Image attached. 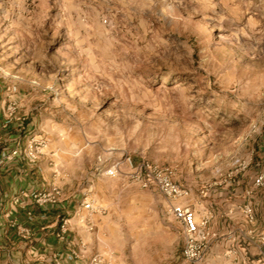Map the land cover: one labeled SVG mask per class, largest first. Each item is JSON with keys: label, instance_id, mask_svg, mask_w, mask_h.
<instances>
[{"label": "rangeland", "instance_id": "rangeland-1", "mask_svg": "<svg viewBox=\"0 0 264 264\" xmlns=\"http://www.w3.org/2000/svg\"><path fill=\"white\" fill-rule=\"evenodd\" d=\"M142 164L187 191L178 202L209 233L201 261L185 259L170 200L138 178ZM263 174L264 0H0V234L25 240L0 238V264L81 255L43 259L27 225L5 222L14 186L12 202L31 199L45 224L76 205L59 225L77 216L87 264H263L264 225L246 212H262Z\"/></svg>", "mask_w": 264, "mask_h": 264}, {"label": "built area", "instance_id": "built-area-1", "mask_svg": "<svg viewBox=\"0 0 264 264\" xmlns=\"http://www.w3.org/2000/svg\"><path fill=\"white\" fill-rule=\"evenodd\" d=\"M133 166L132 161H129ZM119 169H121V163L118 162L114 164L107 170V174L110 176H116ZM137 176L139 179L144 181V185L155 184L162 194L170 200L171 210L175 219L180 223L181 229L184 237V251L183 255L187 261L199 262L204 258V243L208 239L209 233L206 232L205 224L200 223L196 212L190 207L183 203L178 202L180 199L185 197L188 193L175 182H173L170 176L164 171L154 169L151 165L142 164L136 168ZM256 186L264 185V174L257 177L255 181ZM248 194H251L249 191ZM62 193L59 189H55L48 196L50 201L57 202ZM37 197V195H35ZM41 203V200H37ZM83 209L88 211L89 215L92 216L95 212L99 210L96 207L94 201H85L83 203ZM248 220L251 223L256 221L255 213L253 208L248 206L247 209ZM88 228L93 229L94 223L92 220L85 221ZM69 219L65 220L61 225V238H65L68 232ZM259 253L264 264V244L259 247ZM79 256L77 249H72L68 253V259L73 260ZM61 257L56 259V264H64ZM100 256H95L93 258L92 264H100ZM251 264V263H245Z\"/></svg>", "mask_w": 264, "mask_h": 264}, {"label": "crops", "instance_id": "crops-1", "mask_svg": "<svg viewBox=\"0 0 264 264\" xmlns=\"http://www.w3.org/2000/svg\"><path fill=\"white\" fill-rule=\"evenodd\" d=\"M24 184H26V182L21 180L20 187L22 188ZM16 192L17 187L15 186L10 187L8 190H5V197H7L4 199L6 200L4 204V210L5 212H7L5 214V217H7L5 222L18 218L20 220L17 222L18 224L27 225L30 230L33 231L34 239L36 241H40L41 247L45 248V251L41 250V258L44 259V255H49L54 251L60 252L62 257H65V255H67L68 252L74 248L80 250L81 255L76 261H67L66 264H87L88 260L90 259V251L89 248L86 249V244L84 243V241H89V238L91 237L89 236L88 232L84 228H82L81 225L78 223L77 216L69 218L70 233L68 235V238H72L73 242L66 244L65 241H63V238H61L59 217L65 212H68V214L72 216V211L76 210V205L71 204L68 208H65L63 205L55 207L53 210L55 216L53 218L48 217V221L46 222H48L49 224H45V221L40 219L42 215V209L40 210V208L37 207V205H35L34 202L31 201V199H29V201L32 203V205L28 206L23 205L22 202L20 204L12 202V195ZM259 192L262 193L263 191ZM260 210L262 212L260 214L257 213V219L255 224H258L260 227H262L264 225V197ZM28 211L34 212L35 218L31 219L30 222H25L24 220H27L28 218ZM23 237L26 238L25 235H23ZM0 238H2L4 241L9 240L10 242H25V240L22 239V235L20 236V233H17L16 230L12 228L6 229L4 233L0 234ZM82 243L84 245H82ZM40 264L45 263L41 262Z\"/></svg>", "mask_w": 264, "mask_h": 264}]
</instances>
